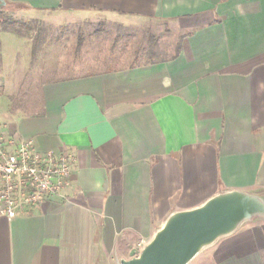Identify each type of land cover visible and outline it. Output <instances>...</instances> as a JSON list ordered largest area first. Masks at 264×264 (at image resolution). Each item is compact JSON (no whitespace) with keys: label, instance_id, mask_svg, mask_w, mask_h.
<instances>
[{"label":"crops","instance_id":"0c3cea01","mask_svg":"<svg viewBox=\"0 0 264 264\" xmlns=\"http://www.w3.org/2000/svg\"><path fill=\"white\" fill-rule=\"evenodd\" d=\"M2 1L70 23L165 22L181 40L169 59L45 83L40 114L26 115L10 107L17 69H3L6 43H23L27 64L29 40L0 27V126L72 169L61 194L0 216V264L126 260L176 212L232 191L264 201V0ZM194 259L264 264V217Z\"/></svg>","mask_w":264,"mask_h":264},{"label":"rangeland","instance_id":"374dc122","mask_svg":"<svg viewBox=\"0 0 264 264\" xmlns=\"http://www.w3.org/2000/svg\"><path fill=\"white\" fill-rule=\"evenodd\" d=\"M2 10L4 15L0 19L8 17L24 24L16 23L12 28L29 40L30 56L35 50L34 57L25 64L27 49L23 43L10 40L5 48L8 69H17L7 79L10 107L26 115L40 114L45 83L169 59L181 40V35L165 22L151 21L139 28H129L103 20L64 22L49 13L27 17L22 8L8 4ZM14 56L18 57L15 64ZM8 69H3V75ZM192 260L188 264L196 261ZM109 264L120 261L113 259Z\"/></svg>","mask_w":264,"mask_h":264},{"label":"water","instance_id":"95a60500","mask_svg":"<svg viewBox=\"0 0 264 264\" xmlns=\"http://www.w3.org/2000/svg\"><path fill=\"white\" fill-rule=\"evenodd\" d=\"M4 5L0 0V10ZM257 214H264L260 198L238 191L219 194L195 209L169 216L139 252L120 264H188L203 247Z\"/></svg>","mask_w":264,"mask_h":264},{"label":"built area","instance_id":"2783aa9c","mask_svg":"<svg viewBox=\"0 0 264 264\" xmlns=\"http://www.w3.org/2000/svg\"><path fill=\"white\" fill-rule=\"evenodd\" d=\"M70 158L40 152L32 139L7 135L0 126V216L39 207L69 184Z\"/></svg>","mask_w":264,"mask_h":264},{"label":"trees","instance_id":"16d2710c","mask_svg":"<svg viewBox=\"0 0 264 264\" xmlns=\"http://www.w3.org/2000/svg\"><path fill=\"white\" fill-rule=\"evenodd\" d=\"M8 5H12V4H8ZM0 15H4L3 11L2 12L0 11ZM16 23H20V24L24 25L23 23L14 21L12 19H9L8 17L7 18L3 17V18L0 19V25L5 26L6 29H9L10 31H13V32H16V30H14L12 28L13 25L16 24ZM178 49H179V47H177L176 53L178 52ZM34 55H35V50L33 48L32 51H31V56L34 57ZM0 64H1V59H0Z\"/></svg>","mask_w":264,"mask_h":264}]
</instances>
